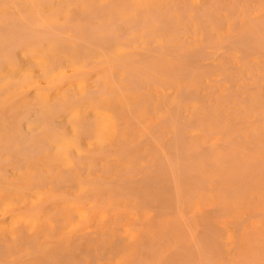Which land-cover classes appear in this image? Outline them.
I'll return each instance as SVG.
<instances>
[{
	"label": "rangeland",
	"instance_id": "374dc122",
	"mask_svg": "<svg viewBox=\"0 0 264 264\" xmlns=\"http://www.w3.org/2000/svg\"><path fill=\"white\" fill-rule=\"evenodd\" d=\"M131 1L133 3L137 2V0H130V2ZM218 1L225 2V0ZM246 3L250 4V6L252 5L249 7L252 9H248L250 13L248 17L260 16V14L262 15L264 12V0H252ZM255 7L258 9H255ZM259 8L262 9L260 10ZM238 11L240 10L238 9ZM238 11L235 10V14H233L230 19L231 28L233 17L235 19L242 15L239 14L237 16L239 13ZM244 18L245 17H243V19ZM231 28L227 30L225 25L224 29H218L217 32L220 31L225 34L223 36H227V34L229 35L231 33ZM220 32L218 35L213 33L214 35L211 37H214L213 40H215L216 43L222 41V38H224ZM81 35L86 38L97 39V36H101L102 34H78V36ZM129 36L132 35L129 34ZM120 41L128 43L126 39H121ZM222 42L224 43V41ZM123 46H121L122 48L117 47L115 51L138 49L130 47L129 49ZM226 46L227 45L224 44V49H219L212 58L215 60V63L219 64L220 61H223L224 63L222 64L224 66H231V68L225 72L227 74L224 78V82H222L221 79L216 82L210 77L204 79L197 76L195 79L189 81L191 82L189 90L197 92L200 99H202L199 101L198 97V100L192 101L188 99V101L183 102V107L186 109L184 112L187 116H190L192 113L193 117H191V115L189 117L190 120L192 122H197L198 126H200L189 131L184 140L186 142L190 137V141L184 143L187 145L186 157L189 159V164L191 163L190 165H192V167L195 165L197 166L194 169L192 168L193 170L191 168H189L190 171L188 170L190 173L195 172L193 175L187 174V171L185 173V170H187L186 168L183 170L186 175H183L181 174L183 172H179L180 170L182 171V169H180L179 171L177 170L180 173L179 176L181 175L180 180H178L176 178V176H178L177 172H175L176 170L171 169L176 173L172 172V175L169 170L170 168L164 166L162 155L172 152L173 149V146L171 147L172 142L167 143V141H172L171 130H173V126H169L167 122L160 125V123L163 122L159 119V115L161 114L160 111L156 113L153 111L151 113H146L140 119L139 122L141 123L139 124L138 122L136 123L133 118L125 117V121L123 120L122 123H120L115 134L109 132L106 134L111 136V138L106 136L108 140H106L104 144L97 142L95 133L92 129L90 133L79 132L80 135H74L73 131H71V129L69 130L70 127H68L67 121L72 114H83L88 112L85 103L74 104V106L70 107L68 112L57 118L61 125H63L61 126L59 123L58 128H60L62 132L64 130L65 133H63L64 135L66 134V136L63 135L65 137L63 138L64 140L62 137H58L59 139L54 140L41 156L27 160V164L21 169L23 175L24 173L26 174L25 176L22 175L15 178L13 174H10L11 171L9 172L8 177L10 179L8 178V185L12 188H17L19 191L20 188H22V192H17V189L15 191L14 189L8 191L0 190V244L2 243L3 248L5 247V253L0 255V260L3 262L1 263L141 264L142 261L136 262V260L138 258L141 259L140 257H145V262L142 264H186L183 262H185L184 260L187 256V258L189 257V260H187L189 263H187L195 264L196 262L194 260L197 259L198 261L200 257L198 254H196L195 257L192 254L196 253L197 249H199L198 247L202 244V246L208 247L211 250V256L214 254L217 255V253V257L220 255L219 261L215 255L212 256L214 260L216 259L215 261H218L216 262L217 264H264V115H259L257 112H254L252 108L251 110L241 108L245 102L253 101V105H257L260 100L264 98V56L262 57V55L260 56L255 53H252L251 58L249 56L250 60H255L254 64H258V69L254 67L252 69L254 73L260 74L257 81L247 85H241V80H239L240 83H235L234 87H230V84L233 86L232 83H234L231 81L232 78L236 79L235 75L239 74V72L234 71V68L241 64L239 58L242 55L240 51L238 52L237 47L228 46L225 48ZM212 49L213 48H209L208 50ZM151 50L154 49L151 48ZM156 50L154 51L156 52ZM225 50L226 52H224ZM229 50H231V52ZM215 63H212V66ZM208 66L211 65L208 64ZM35 67L36 65H29V63L27 61L25 62L23 58L21 59L20 56L19 63L8 62L0 64V78H5L8 73L16 74L18 72H20L21 76H37ZM91 67L90 69L92 71L88 77V82L97 78L101 71L100 68L93 69ZM238 67L237 69L240 71ZM211 68L212 67H210V69ZM249 69H251V67H248V70L245 68L244 74L248 73ZM66 70L65 68H57L56 73L65 72ZM212 72L217 76L215 78H219L222 75V73L216 70ZM217 73H219V75H217ZM231 75L233 76L231 77ZM8 78L12 79L16 77L9 75ZM8 78L0 81L1 92H3L5 85L9 82ZM59 90L62 94L63 88L60 87ZM76 90L78 91L79 89H75V91ZM79 91L82 92L83 89ZM155 91L156 86L148 89V93L152 94L151 97L153 99L157 96ZM139 93H141V91H130L127 96H137ZM157 94H159V90ZM216 95L223 99L222 102L224 100L225 102L222 103L220 100H216ZM172 97L174 98L175 95H171L170 99H173ZM213 97L214 99H212ZM212 100L216 101H213V103ZM152 101H154L153 103L155 106L159 104L155 99ZM192 102L194 105H202L201 110L192 112ZM210 103H213V108H215V112L212 115H209L207 112L208 104ZM224 103H226L225 109L223 106ZM222 110H225V112H222ZM210 116L212 118H210ZM62 120L65 122H61ZM156 125H160V135L162 136L148 139V135L144 132ZM253 128L259 131L260 136L259 134L256 135L257 137L252 136L250 131H252ZM140 132H142V134L144 133L146 138L144 135L140 134ZM216 132H219V134ZM219 135L222 139L219 138ZM73 136H75L77 140L79 139L77 143ZM121 140H123V142ZM219 142L226 143L220 144ZM232 142H235V144H232ZM87 143L89 145H86ZM230 143L232 145H230ZM78 144L80 146L79 148H77ZM102 144L104 146H101ZM90 145H92V147ZM220 146L224 154H220L221 148L218 149ZM192 151H195V153H192ZM210 155L214 156L211 158ZM240 155H242V158H240ZM198 158H200V160ZM245 158H248V163H246ZM70 159H73V161ZM78 161L80 163L79 166L77 164ZM206 165H210L211 167L214 166L215 168H207ZM245 165H247V168L250 166L248 168L249 172L251 171L250 173L246 171ZM96 168L97 170H94ZM67 170L68 174H66V176L71 175L70 178H66L68 184H66L67 181L64 179V173L67 172ZM37 174L40 176L42 175L41 181L39 182H36L33 177V175ZM171 175L175 180V184ZM249 176H251L252 179H250L251 177L249 178ZM93 177H97V181L96 178ZM79 178L81 179L78 181L77 179ZM104 178L105 180H103ZM53 179H56L59 183L56 180L53 182ZM85 179L90 180L91 184L89 185L87 180V182L84 183ZM151 179L152 182H148V180ZM254 179L256 182H254ZM83 180L84 182H82ZM204 180L207 181L204 182ZM178 181L180 183H178ZM44 182L46 185H44ZM176 182L180 184L177 186L180 187L181 191V193L180 191L178 192L177 188L179 187L176 186L177 195L174 189ZM36 183L40 185L43 184L44 186L42 185L41 187L39 185L40 188ZM82 183L84 184L80 185ZM56 184L57 186L59 185V188L55 186ZM67 185H69V188ZM97 186H99V190H102L98 191V188L96 189ZM236 186H238L237 189ZM92 190L95 193L97 192V194L93 193ZM122 192L125 195H123ZM113 197L114 199H112ZM219 197L222 198L218 199ZM176 198L177 201L180 200L179 203H177ZM149 200L151 203H149ZM154 201L155 204H153ZM44 202H46V204ZM186 203L187 205H184ZM177 204H182V208L180 205L178 210ZM221 207L223 210L225 209V211H223ZM180 208L182 210V212H180L182 219L179 217L180 215H178L180 213H172L174 211H181ZM213 208L220 209L216 212V209ZM227 208H229V210H227ZM219 211L221 215H217ZM191 212L195 216H192ZM169 213L171 214L169 215ZM30 214H32V216ZM182 214L184 216L186 215L185 218L187 217L188 219H184ZM190 214L191 216L189 217ZM250 214L251 216H249ZM35 215L38 219H36L35 222L31 221L33 217H36ZM137 220L138 223L136 222ZM183 220H186V223H188L186 224L188 229L186 225L183 224ZM240 221H243L242 224ZM61 222L63 223L61 224ZM134 222L139 227L134 225V229L130 228L131 226L133 227ZM58 223L60 224L58 225ZM98 228L100 231H98ZM135 228H137V230ZM138 228L140 229L138 230ZM191 229H193L191 232L192 235L188 233V230L191 231ZM209 232L212 233L209 234ZM213 233H215V235H213ZM196 236L201 244L197 241ZM205 237L208 239H205ZM151 238L155 240H151ZM104 239L108 242L104 241ZM114 240L115 242H113ZM117 240H119L120 243L116 242ZM149 240L151 242H147ZM194 240H196L195 242H198L199 245L195 246ZM143 241L147 242V244H144ZM102 242H104V244ZM148 244L151 246L147 247L149 246ZM160 244H162V249ZM143 245H145L149 251H145L146 248H144ZM182 245H184V250H188V255L187 253H185L186 255L182 253L184 252ZM192 247H194V251ZM211 247H215L216 249L214 248L213 250ZM149 248L153 249L151 253ZM176 248H178V251ZM141 249H143V251H141ZM180 250H182V252H179ZM190 250L194 253H191ZM181 254L183 256H180ZM211 256H207L208 258L206 257V259L201 257L205 261L208 259V261L205 262L206 264H215ZM182 257H184V260H182ZM192 258H195L193 260L195 263H193ZM202 258L199 259L200 262L204 261ZM180 260L182 261L181 263ZM200 262L197 263L201 264Z\"/></svg>",
	"mask_w": 264,
	"mask_h": 264
},
{
	"label": "bare ground",
	"instance_id": "6f19581e",
	"mask_svg": "<svg viewBox=\"0 0 264 264\" xmlns=\"http://www.w3.org/2000/svg\"><path fill=\"white\" fill-rule=\"evenodd\" d=\"M248 1L251 2L252 0H225V2H219L218 0H137V2L135 3H133L132 1L130 2V0H0V64L8 62L19 63L21 56V59L23 58L25 62L27 61L29 63V65H36L35 69L37 71V76H21L20 72H18L16 74L8 73L5 78H0V81H2L7 79L9 75H13V77H16L12 79L8 78L9 82H7V84L5 85L3 92L0 91V94H3L0 95V190L8 191L14 189L15 191L17 188H12L7 183L9 172L11 171L10 174H13L15 178L22 176L23 173L21 172V169L24 165L27 164V160L41 156V154L45 153L47 147H50L51 143H53L54 140L59 139L58 137H62V139L65 138L64 136H66V134L64 135L65 132L63 128L62 130L64 133L60 131V128H58L60 121L57 118H59L60 115L68 112L70 110V107L74 106V104L81 103L86 104L88 112L83 114H72L67 121V124L69 125L68 127H70L69 130L71 129V131H73V134L76 135L79 134V132L90 133L92 129V131H94L95 133V137L98 143H104L106 140H108L107 137L111 138V136H108L106 134L108 132L111 134H115L116 129L120 125V123H122L123 120L125 121V117H129L131 119L133 118V120H135L136 123L138 122L139 124L141 123L139 122L140 119L146 113H151L152 111L156 113L160 111L161 114L159 115V119L160 121H163L160 123V125L167 122L169 123V126H173V130H171L172 141H167V143L172 142L171 147L173 146V149L172 152L162 155L164 166H168V168H170L169 170L171 171V174L172 172H177L178 176H176V178L178 180H180L181 176H179V172H183L181 174L186 175L183 171L185 168L187 169L185 170V173L187 171V174L193 175L195 172L190 173L189 168L194 169L197 166L195 165L192 167V165H190L191 163L189 164V159L186 157L187 145L185 143H187V141H190V137L188 139L186 138V142L184 140L189 131L200 126H198L197 122H192L190 120L189 117L192 115V113L190 114V116H187V114L184 112L186 109L183 107V102L188 101V99L193 101L198 97L200 101L202 98L200 99V96L197 92H192L189 90V86L191 85V82L189 81L195 79L198 76L204 79L210 77L212 78V80L214 79L213 81L216 82L217 80L221 79V81L224 82V78L227 74L225 72L230 69L231 66H224L222 64L224 63L223 61H220L219 64L215 63V60L212 59L217 51L223 48L224 44L227 45L225 48H227L228 46L238 48V52L240 51V54L242 55L239 58V62H241V64L239 65H244L240 67H238L239 65L237 66L238 68H240V71L237 69V67L234 68V71L239 72L240 75L234 74L236 79L232 78L231 81H233L234 83H232L233 86H231L230 82V87H234V84L238 83L239 80H241V85H247L253 83L254 81H257V79L260 77L259 73H254L252 71L253 67L258 69V64H254L255 60H250L249 56L251 58L252 53L259 54L260 56L262 55V57L264 56V12L262 13V15L260 14V16H253L251 18L248 17V15H250L248 9H252L249 8L252 5L250 6V4L246 3ZM238 9L240 11H238ZM255 9L258 8L255 7ZM259 9L261 10L262 8ZM235 10L239 12L237 16L239 14L242 15L240 16L241 18L239 17L234 19L233 17L231 28L230 19L232 18L233 14H235ZM243 17L245 18L243 19ZM223 25L224 27L226 25L227 30L231 28V33L229 35L227 34V36H223L225 34L219 31L220 34H222V36L224 37L222 38V41H224V43L222 41L216 43L215 40H213L214 37H211L214 34L218 35L219 32L217 31L221 26V28L224 29ZM83 33H96L102 35L97 36V39L86 38L83 37V35L78 36V34ZM129 34H131L132 36H129ZM121 39H126L128 43L120 41ZM121 46H123L124 48L130 47L138 49L130 51L122 50L119 52L115 51L117 47L122 48ZM151 48H153L154 50L157 49L156 52L154 50H151ZM209 48L213 49L208 50ZM226 50L224 52H226ZM231 50L229 51L231 52ZM212 63L215 64L212 66ZM208 64L211 66H208ZM90 67L93 69L100 68L101 71L97 78H95L91 82H88V77L92 71ZM210 67L212 68L210 69ZM244 67L247 68V70L248 67H251V69H249L248 73L244 74ZM57 68H65L67 70L65 72L56 73ZM215 70L222 73L219 78H215L217 76L212 72ZM217 75H219V73H217ZM232 76L233 75H231V77ZM155 86V92L157 96H154V99L159 103L157 106H155V104L153 103L154 101H152L154 100L151 97L152 94L148 93V89ZM60 87L63 88L62 94L61 92H59ZM75 89H83L84 92H81L79 90L75 91ZM158 90L159 94H157ZM130 91H141V93H139V95L137 96H127L128 92ZM171 95H175V97H172L173 99H170ZM215 98L216 100H220V102H222L223 100L217 95ZM212 99H214V97ZM213 101L214 100H212V102ZM223 102H225V100ZM212 104H208L207 112L209 113V115H212L215 112V108H213L214 104ZM225 105L226 103H224L223 105L224 109ZM201 106L202 105H194L193 103L191 111L198 112L201 110ZM241 108H244L246 110H251L252 108V110L254 112H257L259 115H264V98L261 99L257 105H253V101L245 102ZM222 112H225V110H222ZM191 117H193V115ZM210 118L212 117L210 116ZM61 122L64 123L65 121L62 120ZM160 125H156L154 127H151L148 131L144 130L145 132H142L148 135V139H153L155 137L159 138L160 136H162L160 135ZM256 128H253L252 131H250L253 137H257L256 135L259 134V131H257ZM142 132H140V134H142ZM144 133L142 135H144ZM216 133L219 134V132ZM220 137L221 136L219 135V138ZM73 138L76 139L75 136H73ZM74 139L72 140L75 142ZM78 141L79 139H76V143ZM121 141L123 142V140ZM219 143L225 144L226 142ZM232 144H235V142H232ZM232 144L230 143V145ZM86 145L89 144L87 143ZM90 146L92 147V145ZM101 146L104 145L102 144ZM79 147L80 146L78 144L77 148ZM220 148L221 146L218 147V149ZM193 152L195 153V151H192V153ZM221 153L222 148L220 154ZM210 156L212 158L214 155ZM240 156V158H242V155ZM200 158L198 159L200 160ZM247 159L246 163H248ZM71 161H73V159ZM79 161L77 162L78 166L80 165ZM242 163L244 164L243 161ZM206 166L207 168L211 167L210 165ZM245 166L246 171L250 173L251 171L249 172L248 169L250 166H248V168L247 165ZM211 168L214 169L215 167L213 166ZM171 169H174L176 171L174 172V170L172 171ZM180 169H182V171ZM94 170H97V168ZM177 170L180 171L178 172ZM121 173L124 174L125 171L124 173ZM66 174H68V170L64 173L65 176H63L65 178H63H70L71 175L66 176ZM25 175L26 174L24 173L23 176ZM41 176L38 174L33 175L36 182L41 181ZM250 177L251 176H249V178ZM93 178H96V181L98 179L97 177ZM80 179L81 178L77 180L79 181ZM250 179H252V177ZM55 180L53 182H55ZM86 180L90 185L91 183L88 179H85V182L84 180L82 182L86 183ZM103 180H105V178ZM172 180L175 184L173 176ZM149 181L152 182V179L148 180V182ZM206 181L207 180H204V182ZM57 182L59 183V181ZM254 182H256L255 179ZM84 183L80 185H83ZM178 183L180 182L178 181ZM178 183L176 182L174 189L177 185H180ZM66 184H68V181ZM36 185L39 186L40 184L36 183ZM42 185L43 184H41L40 186L42 187ZM44 185H46V183ZM55 186H57V184ZM68 186L69 185H67V187ZM57 187L59 188V185ZM98 187L99 186H97L96 189ZM237 188L238 186H236V189ZM21 189L22 188H20V191L18 189L16 191L22 192ZM99 189L100 188H98V191L102 190ZM177 189L179 192L180 187ZM175 192L177 195L176 189ZM93 193L95 192L93 191ZM95 194H97V192ZM221 198L219 197L218 199ZM112 199H114V197ZM179 202L180 200L177 201V203ZM44 203L46 204V202ZM149 203H151L150 200ZM153 204H155V201L153 202ZM180 205L182 208V204H179L177 206L178 210ZM184 205H187V203ZM213 209H216L215 211L217 212V210L220 208ZM221 209L223 210L222 207ZM227 210H229V208H227ZM223 211H225V209ZM180 212H182V210L179 212L174 211L172 213ZM219 213L217 215H221V213ZM170 214L171 213H169V215ZM191 214L192 216H195L192 212ZM191 214L189 215V217L191 216ZM30 215L32 216V214ZM178 215H180L179 217L182 219L181 213ZM25 216L27 217L26 214ZM185 216L183 215L184 219L187 218H185ZM249 216H251V214ZM36 219H38L37 216L33 217L31 221L35 222ZM136 222L138 223V220ZM184 222L183 224H188L186 223V220ZM240 222L242 224L243 221ZM62 223L63 222H61V224ZM134 223L133 227L131 226L130 228L134 229V225L138 226L136 223ZM59 224L60 223H58V225ZM190 227L192 228V226ZM186 228L188 229L187 225ZM135 229L137 230V228ZM139 229L140 228H138V230ZM98 231H100V229ZM188 231V233L192 235L191 232L193 231V229H191V231ZM212 232H209V234ZM213 235H215V233H213ZM152 239L153 238H151V240ZM196 239L199 242L198 237ZM205 239L208 238L205 237ZM104 241L106 240L104 239ZM195 241L196 240H194V242ZM113 242H115V240ZM116 242L120 243L119 240H117ZM147 242L151 241L149 240ZM147 242L143 241L144 244H147ZM198 242L194 243L195 246L199 245ZM102 243L104 244V242ZM161 245L162 244H160V247ZM143 246L144 248H146V251L147 247H150L151 245L147 247H145V245ZM183 246L184 245H182L184 252H182V250H180L179 252L185 254L188 250L185 249V251ZM4 248L1 243L0 255L5 253ZM193 248L194 247H192V249ZM198 248L199 249H197L196 253L193 252L195 249L191 251L192 249L190 248L191 253H194L192 254L194 257L196 254H198V256L200 257H198L199 259H201L202 257L206 259L207 256H211V250L208 247L202 246L201 244ZM214 248L215 247H211V249L213 250ZM149 249L151 253V250L153 249ZM176 249L178 251V248ZM141 251H143V249H141ZM217 255L215 256L219 261L220 255L218 257ZM180 256L183 255L181 254ZM212 256L211 258L213 259ZM140 258L141 259L138 258L139 260L137 259L136 262L142 261V263H144L145 257ZM183 258L184 257H182V260H184ZM186 258L184 260L185 262L183 263L188 264L189 262L187 260H189V257L187 259ZM194 259L192 258V261ZM199 259L198 261L197 259L194 260L196 263L194 261L193 263L198 264L197 262H200ZM202 260L204 259L202 258ZM207 261L204 260L202 262L204 264ZM218 261H215L214 263L217 264L216 262ZM1 262L2 260H0V263ZM181 262L182 261L180 260V263ZM202 262L200 263L202 264Z\"/></svg>",
	"mask_w": 264,
	"mask_h": 264
}]
</instances>
